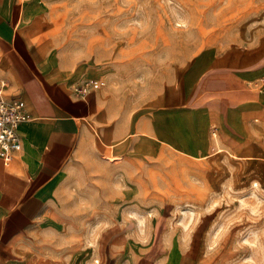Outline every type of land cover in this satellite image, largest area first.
I'll list each match as a JSON object with an SVG mask.
<instances>
[{
	"label": "rangeland",
	"instance_id": "1",
	"mask_svg": "<svg viewBox=\"0 0 264 264\" xmlns=\"http://www.w3.org/2000/svg\"><path fill=\"white\" fill-rule=\"evenodd\" d=\"M45 12L59 58L94 68L86 79L99 72L94 87L122 132L168 97L174 81L181 89L195 60L247 65L264 57V0H49ZM95 138L103 142L97 131ZM233 157L199 160L139 135L121 156L80 157L67 179L72 227L47 242L46 261L116 264L115 240L129 230L152 260L166 245L185 264H264V150L259 159ZM76 250L85 257L71 259Z\"/></svg>",
	"mask_w": 264,
	"mask_h": 264
},
{
	"label": "crops",
	"instance_id": "2",
	"mask_svg": "<svg viewBox=\"0 0 264 264\" xmlns=\"http://www.w3.org/2000/svg\"><path fill=\"white\" fill-rule=\"evenodd\" d=\"M48 1L0 0V76L8 83L7 99L20 102L29 117L18 128L21 151L7 166L0 160V264H51V251L44 248L72 227L76 207L67 200V179L84 155L121 156L135 135L199 160L221 152L259 159L264 150V57L247 65L195 60L181 89L174 81L168 97L161 94L122 132L111 101L94 87L99 72L86 79L94 68L66 66L56 53ZM137 146L133 140L128 151L135 153ZM154 228L149 226V243ZM159 239L160 234L155 243ZM115 241L122 243L123 259L116 264H185L182 252L166 245L152 260L129 230ZM85 255L76 250L69 257Z\"/></svg>",
	"mask_w": 264,
	"mask_h": 264
},
{
	"label": "built area",
	"instance_id": "3",
	"mask_svg": "<svg viewBox=\"0 0 264 264\" xmlns=\"http://www.w3.org/2000/svg\"><path fill=\"white\" fill-rule=\"evenodd\" d=\"M7 88V81L0 76V160L5 166L21 151L18 128L29 119L20 102L7 99Z\"/></svg>",
	"mask_w": 264,
	"mask_h": 264
}]
</instances>
